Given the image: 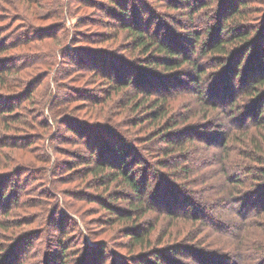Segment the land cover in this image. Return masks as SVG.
<instances>
[{
  "label": "trees",
  "instance_id": "obj_1",
  "mask_svg": "<svg viewBox=\"0 0 264 264\" xmlns=\"http://www.w3.org/2000/svg\"><path fill=\"white\" fill-rule=\"evenodd\" d=\"M23 1L32 16L52 17L60 23L37 33H32L36 30L31 28L34 17L28 15V20L21 16L24 23L19 27L0 25V55L46 36L65 38L63 45L52 51H28L20 58L0 61V162L6 159L4 168L0 166V264H264V16L259 20L250 15L260 8L252 0H181L182 5L178 0H109L111 4L105 0ZM219 2L220 8L214 9ZM132 5L136 6L130 14ZM85 6L92 7L95 14L102 11L104 17L111 18L110 26L117 25L129 34L136 47L151 57L134 61L112 48L98 50L78 44L95 40L77 31L85 22L93 21L79 13ZM161 6L181 9L188 16L190 24L185 34L162 20L164 15L155 9ZM16 10L14 16L24 15ZM211 12L213 17L200 19ZM76 14L79 19L72 21ZM41 64H57L58 85H50L48 95L36 102L34 94L41 76L51 69L40 70L28 81L25 69L31 71ZM88 72L106 78L112 93L133 88L139 100L132 101L131 111H136L138 117L131 125L147 129L145 137L138 136L134 127L81 119L73 111L72 102L80 98L96 104V96L108 91V86L91 92L87 87L64 85L63 79L69 75ZM184 94L197 98H190L197 101V106L172 113L175 105L171 99ZM29 100L35 104L32 111L24 107ZM147 119L152 122L143 125ZM12 124L15 125L11 127ZM26 129L31 131L25 135L27 140L10 135L13 130L19 134ZM35 141L43 142L37 155L40 163L25 174L24 168L17 166L13 151L6 152L4 148L27 149ZM70 142L84 146L79 153L70 155L73 161L57 166L60 157L55 154H64L61 148ZM201 149L207 155L212 151L216 155L223 179L221 190L212 184L215 181H210L216 178L213 171L190 164L192 159L198 160ZM235 150L238 161L232 167L229 163ZM79 165H83V171ZM73 167L79 174L65 178L63 173ZM19 170L22 171L16 173ZM14 174H18L15 184L11 177ZM89 174L96 189L109 192L112 203L107 204L99 195L92 200L107 210L115 223L135 220L128 226L126 236L132 250L138 246L145 249L141 253H121L110 241H99L95 236L98 232L88 224L87 234L79 221L62 210L56 193L59 184L74 182L73 187L79 186L76 183ZM43 181V190L50 191L39 192L42 199L36 200L34 192L37 186H43ZM113 184L119 187L116 193L110 191ZM205 188L211 189L215 199L208 194V198L204 197ZM63 192L69 196L70 191ZM126 193L138 196L137 201L133 202ZM77 195L70 196L72 201L92 198L90 193L86 197ZM120 203L129 209L124 210ZM31 206H38L33 217L28 218L32 212L18 219L10 217L13 208ZM181 208L189 211L181 216L193 222L190 227H182L187 229L186 240L169 245V250L154 246L152 232L157 220L147 229L138 220L156 209L167 212L174 221L179 217L173 209ZM9 223L16 224L15 228ZM194 223H199L197 232L191 230ZM31 224V229L19 230V225ZM226 243L232 252H225Z\"/></svg>",
  "mask_w": 264,
  "mask_h": 264
},
{
  "label": "rangeland",
  "instance_id": "obj_2",
  "mask_svg": "<svg viewBox=\"0 0 264 264\" xmlns=\"http://www.w3.org/2000/svg\"><path fill=\"white\" fill-rule=\"evenodd\" d=\"M10 2L7 3L5 1L1 2L0 0V4H2V7L0 8V25H8V29L10 27H19L18 25L20 23H24V20H22V17L25 16L26 19L28 16L34 17L32 16V10L28 11V13L26 12V4L25 1L23 0H9ZM167 1V3L169 2V0H162V2ZM179 4L182 5V3H184V1L178 0ZM194 1V0H193ZM252 0L251 3H253V5H255L256 7H259L261 9L256 10L254 12H252L250 15L251 16H255L257 17V19H261L264 16V1L263 0ZM263 1V4H262ZM106 4H111L109 0H105L104 1ZM165 3L163 4L164 6H167L168 4ZM136 5H132V7L129 10V13L133 14L132 9L135 8ZM218 6V7H217ZM162 7V6H161ZM183 7V6H181ZM16 8L20 9V14H24V15H19V16H14L18 10H16ZM220 8V2L216 5V7L214 9H219ZM157 12H159L160 14H162V16L164 15L162 20H166L167 23L170 24V26L172 28H174L175 31H179L181 33H184L188 29V26L190 24L189 19L187 18L188 16L186 14L181 13V9L176 11L174 9H171L169 7H162V8H156ZM183 9V8H182ZM25 10V11H23ZM84 18H92V20H90V22H85L84 25L80 26L77 28V31L79 33H86V35L88 36H94L95 40H90V41H84L81 42L79 41L78 44L80 43V45L86 46V47H90V48H95V49H108V48H112L115 50H118V54L122 55L124 57H131V58H135L134 61H139V59H143V58H148L149 56L151 57L150 54H145L143 52H141L140 48L136 47V44L133 42V38H131V36L129 34H127L125 31H123L122 29H119L117 27V25H113L110 26V19L109 17H104V13L102 11L97 12L96 14L93 12V8L90 6H85L82 8V10L79 12ZM5 14H11L13 16H5ZM28 15V16H27ZM79 14H76L75 16H73V18H71V20H76L79 19ZM212 15V16H210ZM22 16V17H21ZM205 16H210L213 17V13L211 12L209 13H204V15H202V17L200 19L205 20ZM11 17V18H10ZM24 18V17H23ZM85 18V19H86ZM215 18V17H214ZM199 19V20H200ZM28 20V19H27ZM117 21V20H114ZM119 22V21H117ZM32 23L34 24V27H31L32 29H36L33 30L32 33H37V31L39 30H45L46 28H48L47 26L51 27L52 25H56L60 22H56L55 19H52V17H34V21H32ZM68 23H70L68 21ZM256 23L258 24L257 20ZM1 27V26H0ZM7 27V26H6ZM200 28V26H198V29ZM16 29V28H15ZM74 29V28H72ZM6 33V32H5ZM64 34V30L63 32H61ZM96 35H100L99 37H97ZM185 37V36H183ZM64 36L62 38L59 37H50V36H46L45 38L38 40L36 42H33L32 45L28 46H18L17 48H14L13 50H11L10 52H8V54H3L0 55V61H3L1 59H5V58H9V59H15V58H20L22 55H27V53H29L28 51H30V53H41V52H46V51H52L54 49L59 48L60 46L63 45L64 43ZM0 39V43H1ZM18 51V52H16ZM102 51V50H101ZM6 55V56H5ZM33 55V54H32ZM134 61H132L134 63ZM56 65H40V66H33L34 68L30 71V68H28L26 71V80H31L32 76H35V74L37 72H39L40 70H44V69H51V71L49 70V72H46L43 76H41V83L39 84V86L37 87V89L35 90V101L38 102V100L40 101L41 99H44V97H46L48 94V90L49 87L51 85V88H53L56 85H58V79H56L55 75H57V70H56ZM119 66V65H118ZM70 77H74V78H70ZM185 77V76H184ZM187 77V75H186ZM188 78V77H187ZM106 78L104 77H98L96 75H93V73H77V74H71L69 75L66 79H63L64 81V85H67L69 87H87L89 89H91V92H97L99 89L101 90L102 87H107L108 85L105 84ZM62 81V80H61ZM60 81V83H61ZM187 83L190 84L192 83L191 80H187ZM170 85L172 83H169ZM192 85V84H191ZM26 88V87H25ZM24 88V89H25ZM135 88V87H134ZM23 89V90H24ZM108 91H106L104 94L103 93H99L96 98L99 101H94L97 102L96 104H94L92 101H87V100H80V98L74 102L71 103V108L73 109V111L75 113H77L81 119H90V120H94V119H101L100 121H105V122H113L118 124V127H122L123 125H126L127 127H134L131 125V123L135 120H137L136 118L138 117V114L136 113H132L131 108H132V104L133 102H137L139 100V98L137 96L134 95L133 93V88L131 86H129L126 89L120 88V91H117L114 93L110 92V88L109 86L106 88ZM204 89H202V91L204 92ZM115 90V89H114ZM5 92V90L3 91V93ZM83 92V91H82ZM7 94V93H6ZM86 95V94H85ZM104 95V96H103ZM108 95H110L108 97ZM84 96V95H82ZM88 97V96H85ZM191 99H197V98H193V96H189V95H182V97L176 98V99H171V103L175 106H172V108L174 110H172V113H174L175 110L180 111L181 109H185L188 107H196V103L197 101L194 100H190ZM107 100V101H105ZM190 100V101H188ZM133 101V102H132ZM132 102V103H131ZM193 103H195L193 105ZM26 111L32 109L35 107V104L33 102H31V100L29 101H25V105H24ZM30 110V111H32ZM185 112V111H183ZM50 117V116H49ZM40 118V117H38ZM44 118V117H43ZM233 120H236V118H233ZM150 122H152L150 119L146 120L145 123L143 125L148 126L150 124ZM233 122V121H232ZM35 124H38V122H36ZM15 124H12L11 127H13ZM63 126V125H62ZM65 126H63L62 128H64ZM40 128H38L37 130H39ZM121 129V128H120ZM132 129V128H130ZM3 130V129H2ZM16 130V129H14ZM12 131L10 133V135L14 134L15 138H26V140L28 139V136H25L26 134H29L31 131L29 129H26L24 133H16V131ZM132 130L136 131V134L138 133V136H143L145 137V133H147V129H143L141 130V127H134ZM43 131V130H41ZM216 132H219L218 130H214ZM1 132V131H0ZM2 133V132H1ZM3 133H6V131H4ZM18 135V136H17ZM19 135H23V136H19ZM68 136L69 133H68ZM22 141V139H21ZM49 141V140H48ZM46 141V142H48ZM54 142V141H53ZM39 143V144H38ZM150 142H148L146 145H149ZM48 144V143H47ZM40 142L35 141L31 146H29L27 149L26 148H22V147H16L14 148L12 147H7L4 148V150L6 149V152L8 151H13V157L15 162L18 164L17 166H19L21 169L24 168L23 173L25 174H29L30 170L33 168L34 165H37L38 163H40L37 159V155L39 153L40 149ZM53 145V144H52ZM155 142H152V147H154ZM83 144L81 145H74L71 142L70 143H66L62 146L61 149H64V154H58V156L55 154L56 157H60V161L57 164V166H62L64 165V163H68L70 161H73V157L70 156L72 154H74L75 152H80V149L83 148ZM48 150H50L49 146H47ZM202 148H204V146L202 145ZM241 148V146L239 147ZM217 150V148H214ZM46 152V151H45ZM47 153V152H46ZM232 162L229 163V165H231L232 167L237 163L238 158H237V151L235 150L232 153ZM54 156V157H55ZM215 156L214 155V151L210 152L208 155L203 151V149H201L199 155H198V160H191V166H194L195 168L202 170L203 168L207 167L206 169L209 170L210 172L214 173L216 178H213L210 181H215L212 184H215L214 186H216V188H218L219 190L222 189V183H223V179L221 178L220 174V167H218V163L215 160ZM6 161V159H4ZM1 161L0 162V166H2L4 168V164L5 161ZM130 161L132 160V158L129 159ZM40 165V164H39ZM79 170H82L83 165H79L78 166ZM48 169H50V165L48 167ZM74 167L70 170H68L67 172H64L63 175H65L66 177L69 176H76L79 173H77V170H73ZM76 169V168H75ZM22 170H19V172L16 173H20ZM87 172L84 171V173ZM50 173V172H49ZM13 174V173H11ZM45 174H47L45 172ZM18 175V174H16ZM16 175L14 174L13 176H11L14 180V183H16L15 181V177ZM61 175V174H60ZM244 175V173H243ZM42 185L37 186L36 187V191L34 192V197L36 200H41L42 199V193H39L41 191H50L49 189L47 190H43V188L45 187V183L46 181H43ZM73 183V184H72ZM79 186H74V182H71L69 184H59L60 190L56 191L57 193V197L59 199L60 205L62 207V210L67 212L66 214L68 215L69 218H74L75 221H79V223H81L80 225H82V230H86L85 228L87 227V224L89 225V227L94 231V232H98L95 236H97V238L99 239V241H104L106 239L107 242H111L112 244H114V246L116 247V249H118V251H120L121 253H127L128 255L130 254H139L141 253L143 250H145L143 247H135L133 250L131 248V243L129 242V238H127L126 236V231L128 226L130 227L131 225H133L132 221H135L134 219L132 220H127V221H118L117 223H115L116 219L114 218H110L109 217V213L107 210L101 208L100 204L96 203L94 200L92 199H96L97 195L101 196L103 201H105L107 204L112 203L111 202V195L109 194V192H105L103 189H96L94 186V181L91 180V174H89L87 177H85L84 181L80 180L79 182L76 183ZM75 184V185H76ZM112 189L110 191H112L113 193L119 191V187L117 184H113ZM77 188H81V189H77ZM68 190L69 192V196L66 197V194L63 192L64 190ZM206 189V188H205ZM79 190L84 191L85 194L81 193ZM103 190V191H102ZM207 190V189H206ZM211 189L207 190V192H204V197L205 198H211V199H215V196L213 193L210 192ZM210 192V193H209ZM45 193V192H44ZM71 193V194H70ZM86 193H90V195L92 196V198H84L81 201H72V195H77V196H87ZM103 193V194H102ZM128 194V193H126ZM207 194L209 195L207 197ZM129 195V194H128ZM130 197H132L133 202L137 201L138 196H133V194L129 195ZM241 197V196H240ZM150 196L147 197V204L148 202H150L149 200ZM45 200V198H43ZM152 200V199H151ZM154 201H157V198L154 199ZM65 202L68 204V206L65 204ZM210 202V201H208ZM121 207L124 210H128L129 207H127L128 205L124 204V203H120ZM186 208V206H185ZM15 211L13 213H11V216H15L17 219L23 217L26 212H32L28 218H31L35 215V213H38V206H31L30 208H26V209H22L21 207L19 208H13ZM217 209V208H216ZM221 209V208H218ZM17 210V211H16ZM175 212H178V217L179 219L177 220H172V218H169L167 215V212H163V213H159L160 211L158 210H151L150 212H147L141 220H138V222L140 224H142L144 226L145 229H147V227H151V225L157 220V223H155V229L152 232V236H153V241H154V246L156 247H166V249L170 248L169 245L175 244V242H183L186 240V232L187 229H183L182 227H190L191 224H193V222L191 221L190 218L188 217H183L181 215H183V212L189 213L188 210H184V209H173ZM219 211V210H216ZM132 212H134L135 214L138 215V213H136L137 211L133 210ZM220 213H222L221 211H219ZM73 214V215H72ZM79 214V215H78ZM81 214V215H80ZM136 215V216H137ZM83 216V217H82ZM9 217V220H11V218ZM185 219V220H184ZM188 220V221H187ZM193 220V219H192ZM9 222V221H8ZM84 222V223H83ZM69 223V222H68ZM73 223L70 222V224H68L69 226H71ZM78 224V223H77ZM16 225V224H15ZM14 225V226H15ZM32 225V224H31ZM195 225V227H194ZM194 225L192 226V229L194 232H197V230H200V226L199 223H194ZM9 226H12V224L9 223ZM14 226H12V228H15ZM32 226L27 227V225H19V230L20 229H31ZM1 230V229H0ZM12 229L10 228L9 231H11ZM8 231V230H7ZM205 231V230H204ZM204 231L202 233V238L204 236ZM88 234V231H85ZM192 232V231H191ZM43 233L45 234V231H43ZM193 233V232H192ZM198 234V233H197ZM261 234V233H260ZM1 235V234H0ZM207 235V233H206ZM205 235V236H206ZM6 237L10 238V235ZM262 237H264V235L262 234ZM106 241H104V243H106ZM161 241H163L161 243ZM192 244H196V241L193 242ZM227 247L228 249L225 250L226 253H230L232 252V247L229 243ZM103 245L101 244L99 249L102 248ZM174 248H172L173 250ZM109 250V249H108ZM107 250V251H108ZM255 249H253L254 251ZM95 252V251H93ZM178 253V252H177ZM153 255V254H151ZM150 255V256H151ZM73 257L70 258V260H72ZM137 258V257H136ZM138 260H146L143 258H139ZM155 260V259H154ZM182 260H186L185 258H183ZM192 261V260H191Z\"/></svg>",
  "mask_w": 264,
  "mask_h": 264
}]
</instances>
